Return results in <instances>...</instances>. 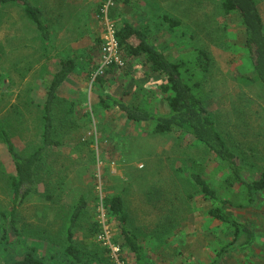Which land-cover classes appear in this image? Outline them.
<instances>
[{
    "label": "rangeland",
    "instance_id": "rangeland-1",
    "mask_svg": "<svg viewBox=\"0 0 264 264\" xmlns=\"http://www.w3.org/2000/svg\"><path fill=\"white\" fill-rule=\"evenodd\" d=\"M107 1L32 0L43 11L49 42L41 40L22 6L0 3V129L8 131L22 155L41 146L42 105L60 59L83 57L87 65L73 76H82L83 83L70 80L57 93L53 137L61 144L48 149L36 171L38 192L18 208L16 221L24 239L40 244L44 252L62 248L82 196L87 206L74 230V243L83 256H94L102 264H126V257L134 264L128 249H121L120 228L103 203L106 196L119 195L128 228L144 247L145 264H211L222 256L220 247L234 232L207 216L221 203L200 194L191 181L199 173L217 189L219 199L234 203L223 205L225 212L250 230L240 236L247 242L250 238L249 243L231 248L218 264H264V191L249 204L247 191L221 185L228 171L218 170L213 155L192 136L154 134L153 123L130 121L101 103L111 95L164 114L166 103L158 91L162 78L150 73L141 57L125 61L118 70L105 68L98 76L102 85L94 77L107 20L116 28L123 22L141 28L169 60L186 63V79L199 85L219 131L241 160L244 178L256 179L264 171V89L248 79L251 63L243 50L240 19L223 16L219 0H112L105 17L101 8ZM256 2L264 18V0ZM237 70L246 76L241 78ZM12 173L0 140V212L11 206ZM101 207L111 243L120 248L116 255L99 240L100 233H93L95 223L101 227ZM7 229L13 242L14 233ZM13 259L0 246V264Z\"/></svg>",
    "mask_w": 264,
    "mask_h": 264
},
{
    "label": "trees",
    "instance_id": "trees-1",
    "mask_svg": "<svg viewBox=\"0 0 264 264\" xmlns=\"http://www.w3.org/2000/svg\"><path fill=\"white\" fill-rule=\"evenodd\" d=\"M219 1V11L223 16L236 15L240 19L244 33L243 50L251 63L250 72L252 76L248 79L258 83L264 89V18L260 6L256 0ZM10 2L23 7L25 16L35 25L40 38L48 42L51 33L44 20L41 8L34 4L32 0H0V3L3 4ZM165 20L170 24H177L166 16ZM116 37L119 43V53L125 61L141 57L149 66L150 73L159 75L162 78L158 85V91L162 94V98L166 103L167 112L164 114L154 113L149 106L131 104L111 95H107L101 103L105 107L116 108L130 121L153 123L152 132L154 134L178 133L179 135L192 136L198 144L204 146L213 155L219 165L218 170L222 167L228 171L221 185L227 190L240 188L242 193L247 191V200L250 202L249 204H252L256 194L264 191V171L256 179L246 180L244 178L245 170L241 160L219 131L204 99L197 91L199 85L190 83L186 79L184 74L186 63L184 61L169 60L144 30L128 22H123L117 28ZM75 66L74 59L62 60L59 69L48 85L42 105V142L37 150L29 155H22L8 131L4 128L0 129V140L4 144L7 155L13 164L9 188L11 206L6 212H0V246L4 251L12 254L15 259L4 264H102L94 256H83L74 243V230L78 219L87 206L84 197H79L73 208L65 231V244L60 249L52 247L46 252L42 251L40 244L24 239L16 221L18 208L39 190L36 171L46 152L49 148L61 144L53 137V106L59 87L74 71ZM237 74L241 78L246 76L238 70ZM95 81L97 84L101 83V85L104 83L103 77H96ZM191 181L198 187V191L203 197L221 203L220 206L211 208L207 212V216L211 220L224 223L234 232L232 240L220 247L219 256H222L211 262V264H218L221 257L231 248L234 249L237 246L249 243L250 238L247 242L241 239L240 236L243 231L250 230L225 212L223 205L234 203L227 199H219L217 189L205 180L201 174L193 173ZM103 203L108 216L120 228V234L124 239L123 244H120L121 249H124V247L128 249L135 260L134 264H145L144 247L140 244L138 236L128 228V214L122 197L119 195L106 196ZM238 206L242 207L243 204ZM8 226L11 227L15 236L13 242L9 238ZM93 233L94 235L101 233V227L98 223L94 224ZM122 260L126 264L129 262L126 257H122Z\"/></svg>",
    "mask_w": 264,
    "mask_h": 264
},
{
    "label": "built area",
    "instance_id": "built-area-1",
    "mask_svg": "<svg viewBox=\"0 0 264 264\" xmlns=\"http://www.w3.org/2000/svg\"><path fill=\"white\" fill-rule=\"evenodd\" d=\"M112 5V0H108L101 8L102 14L107 17L109 7ZM117 28L116 25L107 20L105 24L104 34L102 37V43L100 47V66L95 72L94 77H98L104 71L105 68L117 67L123 68L125 66V60L119 53V43L116 37ZM100 211V223L101 233L99 234V240L103 242L105 246L111 248L113 255L120 252L118 246H114L111 242V235L109 226L106 223V211L104 207L99 209ZM118 261V259H117ZM121 262V261H120ZM120 264V263H119ZM123 264V262H121Z\"/></svg>",
    "mask_w": 264,
    "mask_h": 264
},
{
    "label": "crops",
    "instance_id": "crops-1",
    "mask_svg": "<svg viewBox=\"0 0 264 264\" xmlns=\"http://www.w3.org/2000/svg\"><path fill=\"white\" fill-rule=\"evenodd\" d=\"M102 38V37H101ZM42 40V39H41ZM50 40H51V35H50ZM49 40V41H50ZM43 41V40H42ZM48 41V42H49ZM45 42V41H44ZM91 47H92V45H91ZM74 59L73 57H63L62 59H60V61H59V64H58V67H57V69L54 71V73H53V75L55 74V72L59 69V66H60V62L62 61V60H64V59ZM82 59H83V57H82ZM82 59H74L75 60V64H76V66H75V69H74V71L68 76V78L62 83V85L59 87V89H58V91L60 90V88L62 87V86H64V84H67L70 80L72 81V80H75L76 82H81V83H83V78H82V76H81V78L80 79H78V78H76V79H73V76H74V74H76V73H78V74H80V71L82 70V71H84L85 69H87V65H85V61H83ZM89 59V58H88ZM135 59V58H134ZM133 60V59H132ZM132 60L131 61H126V64H129V63H131L132 62ZM88 61V60H87ZM87 61H86V63H87ZM88 64V63H87ZM143 64H145V65H147L146 63H145V61H144V63ZM148 66V65H147ZM114 70H116L117 68H113ZM148 69H150L149 68V66H148ZM118 70V69H117ZM110 71H111V69H110ZM53 75H52V77H53ZM52 77H51V79H52ZM51 79H50V81H51ZM50 83V82H49ZM58 93V92H57ZM46 95V94H45ZM116 97V96H115ZM194 260H196V259H194ZM193 260V261H194ZM183 261L186 263V258H184L183 259ZM197 261V260H196ZM210 261V259H208V262ZM183 262V263H184ZM198 262V261H197ZM196 263V262H195ZM190 264V263H189ZM192 264H194L193 262H192Z\"/></svg>",
    "mask_w": 264,
    "mask_h": 264
}]
</instances>
